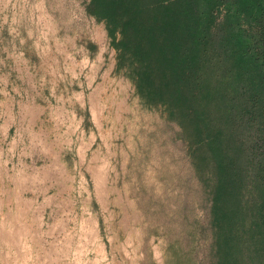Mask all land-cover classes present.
Here are the masks:
<instances>
[{
  "label": "rangeland",
  "instance_id": "rangeland-1",
  "mask_svg": "<svg viewBox=\"0 0 264 264\" xmlns=\"http://www.w3.org/2000/svg\"><path fill=\"white\" fill-rule=\"evenodd\" d=\"M122 38L94 0H0V264L214 263L190 145Z\"/></svg>",
  "mask_w": 264,
  "mask_h": 264
},
{
  "label": "trees",
  "instance_id": "trees-1",
  "mask_svg": "<svg viewBox=\"0 0 264 264\" xmlns=\"http://www.w3.org/2000/svg\"><path fill=\"white\" fill-rule=\"evenodd\" d=\"M94 3L121 28L141 100L163 106L190 145L210 200L213 264H264V0ZM221 8L245 30L218 43ZM238 130L254 135L248 155Z\"/></svg>",
  "mask_w": 264,
  "mask_h": 264
}]
</instances>
